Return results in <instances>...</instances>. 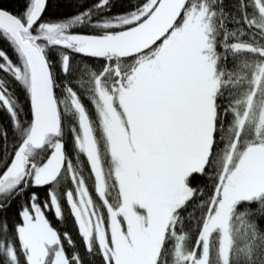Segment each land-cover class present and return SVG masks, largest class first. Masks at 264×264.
Listing matches in <instances>:
<instances>
[{
  "label": "snow or ice",
  "instance_id": "6c2138e0",
  "mask_svg": "<svg viewBox=\"0 0 264 264\" xmlns=\"http://www.w3.org/2000/svg\"><path fill=\"white\" fill-rule=\"evenodd\" d=\"M14 3L0 264H264V0Z\"/></svg>",
  "mask_w": 264,
  "mask_h": 264
},
{
  "label": "trees",
  "instance_id": "16d2710c",
  "mask_svg": "<svg viewBox=\"0 0 264 264\" xmlns=\"http://www.w3.org/2000/svg\"><path fill=\"white\" fill-rule=\"evenodd\" d=\"M0 2H6L8 4H11L12 5L11 10L12 11H15V3H14V0H0ZM51 2L55 3L56 0H51ZM60 2H62L64 4H67L69 2V0H60ZM77 2H83V0H77ZM73 10L74 9H71V8H68V7H64V8L59 9V12L65 13V12H71ZM50 11H57V10L55 8H53Z\"/></svg>",
  "mask_w": 264,
  "mask_h": 264
}]
</instances>
